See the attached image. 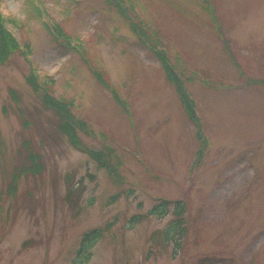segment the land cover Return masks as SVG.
Returning <instances> with one entry per match:
<instances>
[{"label":"rangeland","instance_id":"obj_1","mask_svg":"<svg viewBox=\"0 0 264 264\" xmlns=\"http://www.w3.org/2000/svg\"><path fill=\"white\" fill-rule=\"evenodd\" d=\"M2 2L32 63L14 54L0 66V176L5 184L28 135L47 172L33 203L22 198L30 181L4 206L13 223H0V264H264V0H125L126 16L108 0H37L40 18L27 0ZM33 71L87 124L79 147L52 142ZM20 111L35 127L23 129ZM91 153L108 155L116 174ZM68 175L83 189L79 211L64 202ZM162 201L186 205L180 247L164 236L175 235L174 209L150 216Z\"/></svg>","mask_w":264,"mask_h":264},{"label":"trees","instance_id":"obj_2","mask_svg":"<svg viewBox=\"0 0 264 264\" xmlns=\"http://www.w3.org/2000/svg\"><path fill=\"white\" fill-rule=\"evenodd\" d=\"M109 5L117 8L123 15L126 16L127 12L124 9L126 4L125 0H108ZM30 6L32 5L33 11L39 13L38 9L35 7V4L32 0H28ZM38 16H40L38 14ZM7 20L2 13V0H0V66L6 65L9 60L12 58L14 54H22L24 57L30 55L31 50L29 45L25 44L26 52L20 51V44L14 38V36L8 31L6 28ZM57 31L64 35V32L57 27ZM135 32L138 33V36L146 38V33L139 29V27L134 26ZM152 50L158 55L161 62H163L165 70L167 72V76L170 81L173 82L175 73L171 70L170 63L163 51H160L158 47L152 48ZM29 86L32 88L37 94V97L40 100V103L45 111L51 112L55 118V125H56V134L51 136L52 142L57 141V139L63 137L65 135L67 138H70V142L75 146L79 147L80 133H90V130L86 123L78 120L73 114V106L61 100H58L54 97L53 93L50 91L49 83L52 82H45L42 83L39 80V77L33 72L32 76L28 78ZM260 85L264 87V83L260 82ZM181 93H184L182 88ZM114 99L116 102L123 106L125 112H128V107L123 104L117 95V93L113 92ZM183 97L189 103V99L183 94ZM189 108L192 110V104L189 103ZM21 113V120L23 129L28 131L35 127V124L29 120V116L24 111H20ZM192 114V113H191ZM26 136V135H25ZM29 136V137H28ZM26 136L25 140L22 143V150L17 152V161L13 162L8 174V179L4 184L3 178L0 176V223H3L4 227H6L10 223V215L13 213V204L9 211V217L5 215V208L4 206L8 202H16L19 197L21 198L20 190L22 184L24 182H35V188L30 189L27 191L22 198L31 203L34 202L35 192L34 190L38 191L43 188V185L38 182L47 172V164H46V157L42 150L38 151L37 148L34 146V140L30 137V135ZM46 143V141H44ZM55 143V142H54ZM40 149V147L37 145ZM46 148V147H45ZM1 138H0V151H1ZM108 155L103 153H91V157L104 167H111L112 173L116 174V167L113 165L108 164ZM5 175V173H4ZM55 184V182H54ZM66 199L64 198L65 203H69L71 207L75 211L80 210L79 202L82 196V190L76 189L75 187V179L72 175H68L66 177ZM117 199V198H116ZM114 199V200H116ZM11 204V203H10ZM30 205V204H29ZM28 205V206H29ZM171 208H173V214L176 216L177 221L174 227V236L171 235L170 232L164 234L166 241H172L177 243V247H180V240L183 236L187 234L186 227L184 226V214L186 213V206L183 202H169V201H162L155 207V209L151 212L150 216H158L160 218H164L167 214H169ZM147 216L146 218H149ZM7 218V219H6ZM6 219V220H5ZM142 219L135 218L131 223L135 222H142ZM12 222V221H11ZM13 223V222H12ZM113 224L107 225L106 229H98L87 233L82 241L83 247L88 245L86 248L88 251H92V249L103 240V237L106 232H108ZM5 228L3 231L5 232ZM3 235V234H2ZM175 236L179 238V241L175 239ZM2 239H5V235L2 236ZM0 243H1V236H0ZM36 243L34 241H28L24 243L23 248H29L30 246H35ZM82 252V251H81ZM87 261L91 260V254H88Z\"/></svg>","mask_w":264,"mask_h":264}]
</instances>
